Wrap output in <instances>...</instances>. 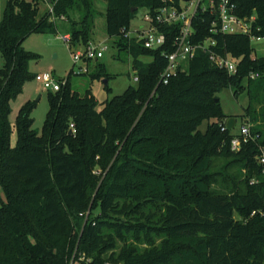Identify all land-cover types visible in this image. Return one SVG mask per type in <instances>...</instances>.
<instances>
[{
    "label": "trees",
    "instance_id": "obj_1",
    "mask_svg": "<svg viewBox=\"0 0 264 264\" xmlns=\"http://www.w3.org/2000/svg\"><path fill=\"white\" fill-rule=\"evenodd\" d=\"M106 1L107 33L120 37L119 48L134 57L138 85L99 108L91 87L80 92L68 80L48 92L41 132L33 128L36 103L20 109L12 146L11 104L37 76L30 63L39 55L24 41L33 33H57L60 21L69 24V48L87 47L97 10L94 0H53V9L41 14L44 0H7L0 22V184L6 196L0 264H264V172L257 160L264 147V56H252L248 35L215 34V50L239 60L237 72L200 50L184 72L159 84L167 66L163 53L172 51L176 32L163 27L168 41L156 50L121 33L140 8L160 0ZM237 2L242 16L256 12L253 34L264 39V0ZM202 18L196 42L210 35ZM145 54L154 60L140 61ZM99 67L92 80L108 78ZM225 88L249 96L245 117L257 139L239 151L232 150L233 129L222 130L228 116L219 93ZM219 158L227 160L225 167L239 165L241 183L227 192L211 187V166ZM120 241L122 250L111 252Z\"/></svg>",
    "mask_w": 264,
    "mask_h": 264
},
{
    "label": "rangeland",
    "instance_id": "obj_2",
    "mask_svg": "<svg viewBox=\"0 0 264 264\" xmlns=\"http://www.w3.org/2000/svg\"><path fill=\"white\" fill-rule=\"evenodd\" d=\"M53 1V0H52ZM7 0H0V22L4 18V9ZM97 14L95 16V27L93 30V41L96 45L105 44L109 47L103 58L90 62L80 61L75 62L73 53L84 51L86 47L72 46L69 48L68 43L64 39L69 32V24L66 22H58L59 30L54 34L33 33L23 43L26 50L32 51L39 55V58L31 61L30 71L32 74H40L51 72L54 78L58 81H68L73 89L80 92L85 91L88 87L92 88L93 94L98 102V107L103 108L104 104L113 99L115 96L122 95L130 86H137L135 81L136 70L133 67L134 57L129 51L120 49L118 44L120 37H112L107 33V1L94 0ZM50 0H44L41 5V14L50 9ZM147 10L140 8L135 18L130 24V31L142 26ZM255 15L256 12H254ZM253 47V57L264 56V39H251ZM156 50V49H152ZM144 63H151L154 60V55L145 54L139 58ZM239 60H237L238 63ZM4 65V58L0 55V69ZM104 67V73L108 74V78L92 80L91 75L99 70V66ZM87 69V72L85 71ZM107 80V83H105ZM247 81V80H246ZM245 81V83H246ZM48 92L42 88L41 84L35 79L28 80L25 83L24 91L18 98L12 102V113L9 121L12 126L11 145L17 143L18 133L16 130V119L20 109L28 102H35L36 107L33 111L34 125L33 128L41 132L47 113L49 111ZM221 100V108L223 113L229 117L236 118V126L233 129L234 133H239L240 127L245 123L246 108L249 106V96L247 91L235 96L231 88H225L219 93ZM209 121L205 120L200 125L199 130L205 132L208 128ZM73 132V131H72ZM211 166V187L216 192L230 191L234 184L239 185L242 178L239 176V168L237 163H233L225 167L227 160L219 158ZM231 178V180H229ZM228 187V188H226ZM6 200L5 193L0 184V202ZM98 211H96L97 213ZM139 248H145L147 245L143 242L130 241ZM157 245H160L158 241ZM124 244L119 242L117 248L111 252H120ZM83 259V257L81 258ZM75 264H81L76 262Z\"/></svg>",
    "mask_w": 264,
    "mask_h": 264
},
{
    "label": "built area",
    "instance_id": "obj_3",
    "mask_svg": "<svg viewBox=\"0 0 264 264\" xmlns=\"http://www.w3.org/2000/svg\"><path fill=\"white\" fill-rule=\"evenodd\" d=\"M53 9V2H50ZM146 14L142 26L133 31L123 29L121 35L127 39H134L149 49H159L167 44L168 37L162 30L163 27H172L176 32L171 52L164 51L167 58V66L161 72L159 84L167 85L179 73L186 70V65L193 60L200 50L208 52L210 59L220 68L226 69L230 73L237 72V59L226 52L221 54L215 50L218 41L215 34L224 35H248L258 38L253 34L257 15L242 16L237 0H160V5L156 7H146ZM204 15L203 22L209 24L210 35L202 41H195L198 33L196 21ZM66 41L69 35L64 37ZM109 47L105 44L96 45L90 43L84 51L73 53L75 62L87 60H98L104 57ZM87 71V69H85ZM253 78L257 75L252 74ZM36 80L46 91H59L66 85L67 81H58L51 72L37 74ZM138 83L139 77L135 76ZM253 124L249 119L240 127L239 133H235L232 140V150L239 151L244 144L256 141L257 135L253 133ZM75 132L74 125H71ZM225 123L222 130H227ZM258 162L263 166L264 172V147H260L257 154ZM255 181H252L254 183ZM256 211L253 212L255 214Z\"/></svg>",
    "mask_w": 264,
    "mask_h": 264
},
{
    "label": "water",
    "instance_id": "obj_4",
    "mask_svg": "<svg viewBox=\"0 0 264 264\" xmlns=\"http://www.w3.org/2000/svg\"><path fill=\"white\" fill-rule=\"evenodd\" d=\"M136 8H133L132 11H135ZM105 83H107V80H105ZM227 128L232 130L236 126V118L235 117H229L226 121ZM72 133V130H70V134Z\"/></svg>",
    "mask_w": 264,
    "mask_h": 264
},
{
    "label": "crops",
    "instance_id": "obj_5",
    "mask_svg": "<svg viewBox=\"0 0 264 264\" xmlns=\"http://www.w3.org/2000/svg\"><path fill=\"white\" fill-rule=\"evenodd\" d=\"M52 0H50V2H51ZM67 35H69V34H67Z\"/></svg>",
    "mask_w": 264,
    "mask_h": 264
}]
</instances>
